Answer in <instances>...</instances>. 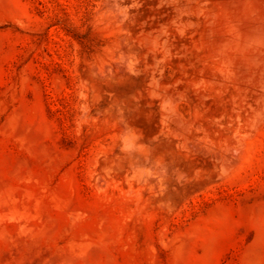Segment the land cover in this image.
<instances>
[{"label": "rangeland", "instance_id": "obj_1", "mask_svg": "<svg viewBox=\"0 0 264 264\" xmlns=\"http://www.w3.org/2000/svg\"><path fill=\"white\" fill-rule=\"evenodd\" d=\"M0 214V264H264V0H0Z\"/></svg>", "mask_w": 264, "mask_h": 264}, {"label": "bare ground", "instance_id": "obj_2", "mask_svg": "<svg viewBox=\"0 0 264 264\" xmlns=\"http://www.w3.org/2000/svg\"><path fill=\"white\" fill-rule=\"evenodd\" d=\"M7 192V191H6ZM9 192V191H8ZM9 194H10V192H9ZM5 196V195H4ZM4 196H2L1 198L3 199V202H4V199L7 197V196H9L8 195V193H7V195H6V197H4ZM11 196V195H10ZM4 197V198H3ZM10 199L12 198V196L11 197H9ZM7 199V198H6ZM6 199H5V201H6ZM10 201V200H9ZM9 201H7V203L9 202ZM12 201V200H11ZM10 201V202H11ZM9 202V204L11 205V203ZM6 203V202H5ZM6 203V204H7ZM2 204V203H1ZM14 207H15V204H14V202H13V204H12ZM12 207V206H11ZM14 207H12V208H10V209H13ZM10 209H9V211H10ZM13 210H15V209H13ZM13 210H12V212H13ZM17 211H18V209H17ZM11 212V213H12ZM20 211H18V213H19ZM16 213V212H15ZM27 213V212H26ZM2 214H0V216H1ZM6 215V214H5ZM9 215V214H8ZM12 215H14L13 213H12ZM18 215V214H17ZM24 215V214H23ZM3 216V215H2ZM7 216V215H6ZM25 216H27V215H25ZM14 217V216H13ZM19 216H16V218L15 219H17ZM3 218V217H2ZM1 218V219H2ZM10 218H12V216H10ZM12 219H14V218H12Z\"/></svg>", "mask_w": 264, "mask_h": 264}]
</instances>
